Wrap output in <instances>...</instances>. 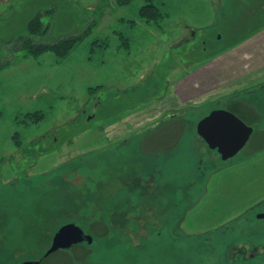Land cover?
<instances>
[{"label":"rangeland","instance_id":"obj_1","mask_svg":"<svg viewBox=\"0 0 264 264\" xmlns=\"http://www.w3.org/2000/svg\"><path fill=\"white\" fill-rule=\"evenodd\" d=\"M144 4L0 0V264L41 258L68 222L95 236L70 252L74 264H264V0H157L158 23L142 18ZM38 13L50 29L31 35ZM93 22L65 57L24 48ZM211 61L249 81L148 114ZM232 100L259 119L223 160L197 124ZM169 109L177 121L149 128ZM36 111L41 121L22 122Z\"/></svg>","mask_w":264,"mask_h":264},{"label":"water","instance_id":"obj_2","mask_svg":"<svg viewBox=\"0 0 264 264\" xmlns=\"http://www.w3.org/2000/svg\"><path fill=\"white\" fill-rule=\"evenodd\" d=\"M254 126L245 122L227 108H216L203 117L197 124V131L212 149H217L223 160L237 155L248 143L254 133ZM264 214H260V217ZM94 237L76 222H68L59 227L53 242L43 257L8 264H42L43 260L58 249H68L75 244Z\"/></svg>","mask_w":264,"mask_h":264},{"label":"trees","instance_id":"obj_3","mask_svg":"<svg viewBox=\"0 0 264 264\" xmlns=\"http://www.w3.org/2000/svg\"><path fill=\"white\" fill-rule=\"evenodd\" d=\"M118 5H128L130 4L133 0H115ZM145 4L141 7L140 9V15L142 18H144L147 22H160L164 16V14L161 11V8L157 4V0H144ZM95 26V22L91 23L89 27L82 33L72 35L66 38H62L59 41L52 43V44H45V43H37L34 42L32 39L25 40L24 42V48L28 52L29 55L39 57L40 55L48 52V51H53L58 55L59 57H65L67 56L87 35H89L93 28ZM50 27L49 25L45 24L42 18V13L36 14L29 22L28 24V30L31 35H39V34H47L49 31ZM120 40H121V46L130 50V39L126 37L124 34L120 33L119 34ZM3 68V65H0V69ZM96 89V87L91 88V91ZM227 109L230 111L236 113L239 117H241L245 122L248 124L253 125L258 121L259 116L257 113L253 111L251 107L246 105L244 102L240 100H232L229 103H227L226 106ZM45 114L42 111H36L34 113H27L24 122L26 123H37L41 121L44 118ZM30 119V122H29ZM166 120V119H165ZM162 121L158 125H161L162 123L165 122ZM27 125V124H26ZM168 126V125H167ZM167 126L164 128L165 131L167 130ZM162 129V130H164ZM184 127L181 126V132L180 134L183 133ZM175 134V132H174ZM16 136H19V134H16ZM19 143V140L17 141ZM176 143V142H174ZM174 143L172 145H174ZM171 145V146H172ZM167 148L168 146L165 145ZM155 149L157 146L154 147ZM56 253H51L48 257H46L42 264H52V262L49 260L52 255H56ZM44 256V255H43ZM42 256V257H43ZM68 256V255H67ZM70 257V256H69ZM71 260V259H70ZM64 264H67L66 261ZM68 264H74L72 261H69Z\"/></svg>","mask_w":264,"mask_h":264},{"label":"crops","instance_id":"obj_4","mask_svg":"<svg viewBox=\"0 0 264 264\" xmlns=\"http://www.w3.org/2000/svg\"><path fill=\"white\" fill-rule=\"evenodd\" d=\"M224 65L225 64H220L217 68V64L214 61H211L205 66L196 68L189 74V77L178 84L174 93L169 94L168 97L148 108V114L157 115L167 109V107L170 108L190 103L202 102L213 95L222 93L231 94V92L233 93L238 89L237 87L249 81L247 79L240 80V78L231 80L226 75H223L221 72L222 69L226 70ZM260 74V77L264 75L263 69L260 71ZM129 122L130 121H128V123Z\"/></svg>","mask_w":264,"mask_h":264},{"label":"flooded vegetation","instance_id":"obj_5","mask_svg":"<svg viewBox=\"0 0 264 264\" xmlns=\"http://www.w3.org/2000/svg\"><path fill=\"white\" fill-rule=\"evenodd\" d=\"M182 106H184V105H182ZM219 108H226V107H219ZM170 110V109H169ZM174 110V109H173ZM167 118H172L174 121H177V116H176V111H168L162 118H160L159 120H156L155 121V123L151 126V124H148V126H151V127H149V128H154V127H156V126H158V124L159 123H161L162 121H164L165 119H167ZM143 125H145V124H143ZM142 125V126H143ZM141 126V125H140ZM139 126V127H140ZM151 133H153V132H151ZM150 133V134H151ZM253 135V134H252ZM252 137V136H251ZM150 139V138H149ZM148 139V140H149ZM251 139V138H250ZM250 141V140H249ZM248 141V142H249ZM162 144V143H161ZM175 144V143H174ZM248 144V143H247ZM164 145H162V146H157V148L156 149H160L161 150V148L163 147ZM247 146V145H246ZM245 146V147H246ZM244 147V148H245ZM164 148H167V147H165L164 146ZM155 150V149H154ZM217 150V149H216ZM164 188H165V185L163 186ZM260 214H264V211H262V212H260V213H258L257 214V218H259V219H264V216H261L260 217ZM260 228L261 229H264V227H262V226H260ZM85 229V228H84ZM86 230V229H85ZM86 232H88L87 230H86ZM260 233V232H259ZM93 237H94V240H95V236L93 235ZM94 240H93V242H94ZM53 242V241H52ZM93 242L92 243H88L87 241H83V242H81V243H78V244H75V245H73L72 247H70V248H68V249H58V250H56L55 252H53V253H56V252H64L65 254L63 255V256H65L64 258H65V260H66V263L68 264V262L69 261H72L73 263L75 262V260H74V258H72V256H73V254L71 255V253L70 252H72L73 250H78L79 249V247H81V246H83V244H89V245H91V244H93ZM52 253V254H53ZM68 255V256H67ZM70 256V257H69ZM71 259V260H70ZM76 259H77V257H76Z\"/></svg>","mask_w":264,"mask_h":264}]
</instances>
